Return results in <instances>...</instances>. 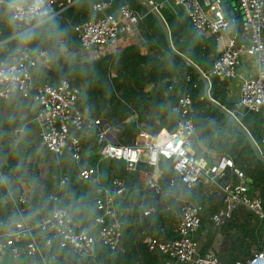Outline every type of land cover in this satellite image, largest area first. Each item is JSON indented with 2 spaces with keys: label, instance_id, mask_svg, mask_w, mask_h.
<instances>
[{
  "label": "built area",
  "instance_id": "1",
  "mask_svg": "<svg viewBox=\"0 0 264 264\" xmlns=\"http://www.w3.org/2000/svg\"><path fill=\"white\" fill-rule=\"evenodd\" d=\"M147 1L156 10L162 5L160 1ZM171 1L180 7L191 28L198 32L209 33L218 38L219 34L228 31L229 18L225 14L228 4L225 1L211 0L205 7L199 0ZM234 1L244 27L243 33L240 37L233 34L223 36L219 50L212 59L210 73H202L206 78L209 74L218 78L234 77L241 57L243 55L252 57L254 73L241 79L234 107L235 109L242 107L246 111L260 114L263 131L259 147L264 148V0ZM73 2L74 0H44L41 11L46 12V15L42 18L57 14ZM110 5L111 0L95 1L91 8L100 14L72 24L81 52L103 54L116 43L121 29L131 30L140 18L126 2L107 12L105 9ZM40 20L29 18V22L18 24L21 28L28 29ZM48 61L46 49L32 51L23 46L12 50L5 60L0 57V70L8 77L7 79L0 77V101L15 94L34 103L35 110L30 121L38 128L43 146L54 157L66 152L68 158L77 164L75 177L80 181L95 180L93 198L95 213L90 224L84 226L74 221L65 208L54 206L31 223L23 213L22 205L27 201L25 194L13 196L9 193V210L14 219L12 228L0 231V237L4 239L11 257L16 258L22 252L26 256L35 257L38 264H48L35 231L42 233L47 246L56 240L60 248L77 259L89 256L95 244L106 248L109 253L120 249L122 221L115 206V198L123 191L124 181L115 176L110 178L107 187L98 182L100 172L97 166L83 162L82 159L81 139L90 136H93L97 145L96 153L102 158H115L132 164L144 161L152 165V172L160 158L168 160L172 173L177 175L178 181L186 189H192L199 184L204 186L215 184L216 179L228 170V175H234L237 182L227 180L223 187L218 186L222 203L220 214L228 217L234 208L243 205L259 218L264 217L260 199L249 194L248 178L234 165L230 157L218 155L214 162L207 163L194 154L193 99L188 91L176 94L171 106L175 114L174 125L164 136L159 137V132L149 135L145 131H139L140 142L124 144L117 142L116 139L109 141L107 137L112 135L115 137L114 132L120 131L121 123H110L81 111L76 104L81 93L80 86L72 84L68 78L61 76L56 81L49 82L35 77L33 69L39 62L42 67H48ZM184 79L190 80L189 75L185 74ZM175 80L170 78L171 82ZM191 85L193 86V82ZM19 130L20 127L15 128V131ZM152 172L145 182L158 192L160 188ZM67 180L65 174H59L60 185L65 184ZM168 182L173 184L172 177ZM49 199L53 202L56 196L51 194ZM150 210L144 208L142 214L146 215ZM200 211L199 202L184 201L179 205L178 217L171 228L170 238L161 239L153 232L143 235L141 240L145 248L161 256L160 264H222L214 252L199 251L193 235L199 227ZM1 226L0 218V228ZM232 264H264V247L253 250L246 257L235 259Z\"/></svg>",
  "mask_w": 264,
  "mask_h": 264
},
{
  "label": "crops",
  "instance_id": "2",
  "mask_svg": "<svg viewBox=\"0 0 264 264\" xmlns=\"http://www.w3.org/2000/svg\"><path fill=\"white\" fill-rule=\"evenodd\" d=\"M121 1L126 2L130 8H132L140 15V18L137 19L135 26H133L131 30L130 29L127 30L124 28L121 29L120 35L116 43H114L109 48V50H107L106 52L100 55L101 56L103 55V57H105L114 54L116 57H118L123 51L124 47L130 44H137L139 46V51L142 54L150 55L151 50H149V48L147 47L148 44L145 43L143 44L144 39L141 33L143 9L145 8L147 11H149L145 5L148 3V1L147 0H121ZM152 1H156V2L160 1L162 3L160 8H158L157 10L159 13L161 8H165L172 15L182 14L183 16L186 17V15L180 9V7L175 5L171 0H152ZM199 1L204 7L206 6L204 0H199ZM223 1H225L228 4V7L225 9V14L229 18V28L227 32L219 34V37L216 38L212 34L205 32L200 33L192 28V30L195 33H197L199 36L209 37L211 39V41L214 44L215 55L219 50V46L221 44V40L223 39V36L226 37V34L228 35L233 34L237 37H240L244 30L242 21L240 20V17L237 12L235 1L234 0H223ZM66 9L67 7L61 10L60 12H58L57 14L58 15L65 14L67 16L65 12ZM51 16L43 17L38 22L34 21L36 23L33 22L34 24L28 29H23L21 28V25L17 24V26H15L14 33L11 36L7 38H0L1 58L5 60L12 52V50L19 47L18 45L16 46L13 42L10 41L11 38L15 36L21 37L22 33L32 29L33 27H37L44 20H46ZM64 21H66L68 28L69 29L71 28L73 32V29L71 27L72 23L68 19H65ZM69 33L70 32L65 33L64 40L62 35H58V42H62V41L63 43L69 42L72 38V36H70ZM263 36H264V29H263ZM74 38L76 39L75 34H74ZM28 49L32 51H37L30 48ZM63 53H64L63 56L64 60L65 59L70 60L71 63L84 61L91 57L92 59L94 57H99L98 54L93 55L92 52L90 53L81 52L79 48V44L77 51H74L71 49V47H69L68 50H64ZM61 67L62 65L57 66L55 63H53V67L50 69L58 70ZM209 70L210 67L204 73L205 74L210 73ZM32 73L35 77H38L43 80L47 79L45 76H50L51 78L55 79V81L57 80L52 75H49L46 73V71H44V67H42L40 62L33 69ZM253 73H254V61L252 57L243 55L241 57L240 63L237 67L236 75L234 77L218 78L214 75H212V77H215L217 81L220 80L226 81L225 84L221 86L223 90V98L227 100L235 101L236 98L238 97L239 84L241 79L244 77H248ZM179 77L180 76L170 77L176 79L174 82H171V84L173 86L176 85L177 94L181 93L182 91H185V87H186V85L184 86L183 84H181L180 81L179 83L176 84V82L178 81L177 78ZM207 80L209 82L208 76H207ZM149 88H150V84H145L144 90H148ZM202 90H203V86H202ZM215 101L219 103L217 100ZM34 110H35V105L32 101L28 99H22L15 94H12L6 100L0 101V164L2 165L3 168L7 167L6 173L9 174L6 177L7 178L6 182L0 183V218L2 220V226L0 228L1 232H3L6 229L12 228V223L14 219V215L9 210L8 194L10 193L11 195L16 196L20 193H23L25 194L26 198H28V193L30 192L29 190L26 191L25 188H22V185L19 181V177L24 173L26 177L29 176V178L32 179L35 176L34 172H36L40 177H43V175H46L48 172V175L45 178H52V179L54 178V167H53L54 156L43 146L39 138L38 128L32 121H30ZM193 113H194V109H193ZM231 113L233 114L232 111ZM173 115L175 117L174 113ZM137 119H138V115L134 112L131 113L130 116L125 121L136 122V124L139 127L145 125L144 121H137ZM261 126H262V130L259 131L258 141L254 140L260 152H261V147H259V139L263 131V123L261 124ZM16 127H20V130L15 131ZM142 128L140 131L147 132ZM170 129L167 127H161L157 132H159L160 130L167 131ZM114 133H115V137H112L113 135L108 136L107 140L109 141H114L115 139L117 140L120 131L117 132L115 131ZM149 135H153V134L149 133ZM133 141L140 142L138 133L131 140V142ZM94 146H95L94 150L92 149L91 151H89V153L85 151L82 152V159H85L86 161L92 160L94 154H97L95 151L97 145L95 143ZM192 148L194 154L197 155L198 157L203 158L207 163L214 162L218 157V153L213 148H207L202 144V141L198 138L197 133L195 131H194V136L192 138ZM100 159H102V161H99L98 159L92 165H96L99 172L101 170L104 171V172L101 171L99 177H97L98 182H101V184H103L104 186L107 187L109 185L110 178L115 176L120 177L116 174L118 172L115 171L114 168L118 167V169L120 170L121 166L123 167V165L126 169H129V172L131 173V177H128V180L133 179V184H131L130 187L129 186L126 187L124 178L120 177L124 181V189L121 192V194L115 198L116 201L115 206L120 213V218L122 219L121 221H123L121 246L119 250L114 252V253L119 252V254L114 256L115 255L114 253H109V252L108 254L103 253L102 247L99 244H95L89 256L81 259H77L72 254L67 253L64 249L60 248L57 245L56 240H53L52 243L49 246H47L44 242V236L42 235V233L36 231L38 244L48 264H86V262L93 261L96 259L102 260L101 262H99L100 264H103L105 259L112 262V264H123L125 261H130L129 264H160L161 256L156 252L148 251L145 248V245L143 244L141 239L143 235L148 232L155 233L161 239L170 238V236L172 235L171 228L178 217L179 205L184 201H196L201 204L199 227L197 228V230L193 235L198 243L200 252H205V251L214 252L219 257L222 264H232L235 259L246 257L253 250L261 249L264 247V217L259 218L243 205H239L236 208H234L231 211L230 216L228 217H225L222 214H220L222 210V203L219 198V194H218L219 190L216 182L215 184L209 186H204L202 184H199L194 186L192 189H186L178 181L177 177L174 178V175L172 174V171L170 169L169 161L160 158L158 164L160 163V161H162L165 167L163 168L156 165V168H154V172H152V170L150 171L153 173V176H155L160 188V191L156 192L152 188H150L145 182L150 172L129 168L126 166L125 162L120 159L102 158V157H100ZM14 164H17L21 167H15ZM57 170H59L58 174H63L60 168H57ZM40 172H43L44 174ZM113 173H115L113 176H109L110 174ZM164 174H168V177L165 180L162 179L163 178L162 176ZM1 176L2 174L0 173V177ZM171 177L173 179L172 185L169 184L168 182L169 178ZM247 178H248L249 194L256 195L260 199L258 193V187L252 186L251 184L249 185L250 178L249 177ZM228 180L232 182H237L236 177L232 174L228 177ZM26 181H28V179ZM94 181H80L79 179L76 178V182H78V184L80 182L86 183L91 185L92 187L94 186L95 189ZM36 182L34 183V185L36 184ZM38 183H41V181H39ZM51 194H54L52 190L47 193L48 199H49V195ZM92 195H93L92 196V201H93V198L95 196V191H93ZM75 202L76 203L74 207L77 208L76 214L78 216L76 218V221L82 223L84 226H88L90 224L92 215L95 213L92 204H91V208L89 210H86L84 208V205L81 206L77 205L79 203V200H76ZM144 208H149L151 210L149 211L148 214L143 215L142 210ZM45 212H40L39 215ZM23 213H24V208H23ZM33 216L34 214L31 212L28 214V217H33ZM126 229H127V233L125 235L124 230ZM127 252L129 259H126V257H124L123 255ZM111 255L113 256L110 257ZM69 256L75 258V260L70 259ZM29 263L38 264L35 257L26 256L22 252H20L16 258L11 257L9 253V249L4 243V239L0 237V264H29Z\"/></svg>",
  "mask_w": 264,
  "mask_h": 264
},
{
  "label": "trees",
  "instance_id": "3",
  "mask_svg": "<svg viewBox=\"0 0 264 264\" xmlns=\"http://www.w3.org/2000/svg\"><path fill=\"white\" fill-rule=\"evenodd\" d=\"M95 1L75 0L65 10L67 16L65 14L51 16L37 27L28 30L33 33V39L30 42L22 43L19 36L11 38L10 41L16 46L33 50L45 48L48 53L49 68L53 67V63L57 66L65 63L67 69L62 77H66L72 84L80 86L81 93L76 103L79 109L91 117H99L110 123L120 122L121 129L117 142L124 144L131 143V140L142 127H144L143 130L154 134L161 127L170 129L173 126L175 117L171 106L177 93L176 85L171 84L170 77L180 76L177 78L176 84L180 81L181 84L186 85L185 91H188L193 98L194 113L192 119L198 138L205 147L213 148L218 155L230 157L234 165L250 178L249 185L258 187L264 213V163L255 158L246 138L232 126L218 109L204 99L202 82L198 73L168 46L156 18L150 11L143 9L141 23L143 44H148L147 47L151 50L150 55L142 54L137 44H130L124 47L118 57L114 54L105 57L99 55V57L93 59L91 57L76 63L64 60V50H68L69 47L74 51L78 49L74 34L64 20L68 19L74 24L99 15V11L91 8ZM123 2L111 0V5L105 10L111 12ZM160 13L167 26L170 44L174 50L190 59L202 72H206L215 55L214 44L211 39L195 33L182 14L172 15L165 8H161ZM14 29L15 27L8 26L3 19H0V38L11 36ZM66 32H70L71 40L67 43L58 42V35H62L64 40ZM185 74L189 75L190 80L185 81ZM45 77L49 82L55 81L50 76ZM208 78L210 97L232 111L237 120L248 130L251 137L258 141L259 131L262 130L260 114L246 111L242 107L235 109V101L223 98L221 86L226 81H217L210 74ZM191 82H193V86ZM145 84H150L148 90H144ZM134 112L138 115L137 121L145 122L144 126L139 127L136 122L125 121ZM94 143L93 136L81 139L83 152L89 153L92 149L94 150ZM261 154L264 156V148L262 147ZM98 159L102 161L98 154H94L91 161L83 159V162L94 164ZM14 165L21 167L17 164ZM53 167L54 178H45L41 183L36 182L34 187L29 189L27 201L22 205L24 215L31 223L37 220L40 212H47L54 206L65 208L74 221L78 217L77 208L74 207L76 200H79L77 205H84L86 210L91 208V204L93 206L94 186L76 182V177L73 176L76 164L68 158L66 152L54 157ZM57 168H60L62 173L68 177V181L62 186L58 184L59 170ZM6 169L7 167L3 168L0 164L2 177L9 175L6 173ZM114 169L118 172L116 173L118 176L124 178L126 187L133 184V179L128 180L131 173L124 165L121 166L120 170L118 167ZM162 177L165 180L168 174H164ZM51 190L56 196V200L52 204L43 206V203L48 200L47 193ZM30 212L34 214L33 217H28ZM77 223L83 225L80 222ZM114 254L116 256L119 252ZM123 255L129 259L128 252ZM69 258L75 260L71 256ZM101 261V259H96L88 261L86 264H100ZM129 262L125 261L123 264H129ZM103 264H112V262L105 259Z\"/></svg>",
  "mask_w": 264,
  "mask_h": 264
},
{
  "label": "water",
  "instance_id": "4",
  "mask_svg": "<svg viewBox=\"0 0 264 264\" xmlns=\"http://www.w3.org/2000/svg\"><path fill=\"white\" fill-rule=\"evenodd\" d=\"M205 5H207V3L209 2V0H204ZM146 7L148 8V10L154 15V17L156 18L162 32L165 38V41L167 42L168 46L176 53L178 54L184 61L185 63H187L188 65H190L199 75L200 80L202 82V86H203V90H202V95L205 98L206 101H208L213 107H215L216 109H218L219 111H221L223 113V115L228 119V121L232 124V126L237 129L247 140V142L250 145V148L254 154V156L256 157V159H258L259 161H261L262 163H264V156L261 154V152L259 151V149L257 148V145L254 141V139L251 137L250 133L248 132V130L235 118V116L231 113V111L225 109L222 105H220L219 103H217L215 100H213L210 96H209V82L207 80V78L203 75L202 71L197 67V65H195L190 59H188L187 57H185L184 55L180 54L179 52H177L176 50H174L171 46H170V41H169V33H168V29L167 26L163 20V18L161 17L160 13L150 4H145ZM67 69V65L64 63L62 65V67L58 70H52L49 67H44V71H46L47 74L52 75L54 78L58 79L60 78L63 73L66 71ZM108 138V137H107ZM126 166L129 168H134L137 170H143V171H147L150 172L152 170V165L144 162V161H137L136 163L132 164L131 162H125ZM76 170H74L73 172V176H75ZM228 170H225L223 172L222 175H220L217 179H216V184L219 187H223L227 180H228ZM174 175V178L177 177L176 174L172 173ZM52 200L48 199L47 201H45L43 203L44 206L52 204Z\"/></svg>",
  "mask_w": 264,
  "mask_h": 264
},
{
  "label": "clouds",
  "instance_id": "5",
  "mask_svg": "<svg viewBox=\"0 0 264 264\" xmlns=\"http://www.w3.org/2000/svg\"><path fill=\"white\" fill-rule=\"evenodd\" d=\"M44 0H0V19H3L8 26L15 27L20 22H29V18L40 20L46 12L41 11ZM21 42L27 43L33 39L31 31L21 34ZM0 77L7 79L0 70ZM6 177H0V183H5Z\"/></svg>",
  "mask_w": 264,
  "mask_h": 264
},
{
  "label": "rangeland",
  "instance_id": "6",
  "mask_svg": "<svg viewBox=\"0 0 264 264\" xmlns=\"http://www.w3.org/2000/svg\"><path fill=\"white\" fill-rule=\"evenodd\" d=\"M81 58V57H80ZM95 147V146H94ZM25 164V163H24ZM158 166H160V167H165V165L163 164V162L162 161H160V163L158 164ZM40 173H42V174H44L43 172H40ZM34 178H32V179H30L29 178V176L28 177H26L25 175H24V173L19 177V181H20V183H21V185H22V188H25L26 189V191H28L33 185H34V183L37 181V182H39V181H42V180H44L45 179V177L48 175V172H47V174L46 175H43V177H40L36 172H34ZM59 175V174H58ZM2 177V176H1ZM28 179V181H29V183H28V181H26ZM191 191V190H190ZM126 233H127V229L126 230H124V234L126 235ZM102 251H103V253H106V254H108V251L106 250V248H104V247H102Z\"/></svg>",
  "mask_w": 264,
  "mask_h": 264
},
{
  "label": "bare ground",
  "instance_id": "7",
  "mask_svg": "<svg viewBox=\"0 0 264 264\" xmlns=\"http://www.w3.org/2000/svg\"><path fill=\"white\" fill-rule=\"evenodd\" d=\"M165 134H166V131L163 130V131H161V133H160V132L158 133V136H159V137H162V136H164Z\"/></svg>",
  "mask_w": 264,
  "mask_h": 264
}]
</instances>
